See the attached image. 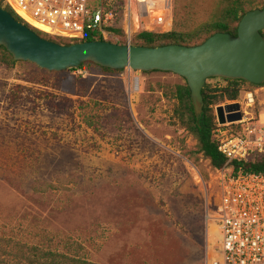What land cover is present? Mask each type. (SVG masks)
Instances as JSON below:
<instances>
[{"label":"rangeland","instance_id":"374dc122","mask_svg":"<svg viewBox=\"0 0 264 264\" xmlns=\"http://www.w3.org/2000/svg\"><path fill=\"white\" fill-rule=\"evenodd\" d=\"M223 7L178 0L173 19L190 28ZM184 82L158 70L0 62V237L98 264H205L220 244L213 217L229 170L213 169L176 122ZM85 104L97 128L82 122Z\"/></svg>","mask_w":264,"mask_h":264},{"label":"built area","instance_id":"2783aa9c","mask_svg":"<svg viewBox=\"0 0 264 264\" xmlns=\"http://www.w3.org/2000/svg\"><path fill=\"white\" fill-rule=\"evenodd\" d=\"M3 1L38 31L67 39H82L88 31L106 35L109 27L119 26L130 44L136 32L168 31L173 22L174 0H122L119 5L117 0ZM237 102L241 118L231 122L220 123V105L214 106V138L229 171L221 178L213 217L220 244L208 248L205 264H264V172H230L233 161L264 155V81Z\"/></svg>","mask_w":264,"mask_h":264},{"label":"water","instance_id":"95a60500","mask_svg":"<svg viewBox=\"0 0 264 264\" xmlns=\"http://www.w3.org/2000/svg\"><path fill=\"white\" fill-rule=\"evenodd\" d=\"M264 5L241 17L237 34L216 32L192 46H139L105 40L60 44L43 38L0 6V46L16 61H28L47 71L61 72L91 61L102 67L134 71H166L186 80L196 115L203 110L201 90L210 77L264 81ZM238 102L217 106L220 123L241 118ZM224 111L228 114L225 116Z\"/></svg>","mask_w":264,"mask_h":264},{"label":"trees","instance_id":"16d2710c","mask_svg":"<svg viewBox=\"0 0 264 264\" xmlns=\"http://www.w3.org/2000/svg\"><path fill=\"white\" fill-rule=\"evenodd\" d=\"M118 5L122 0H117ZM224 7L222 10L214 14L210 20L195 24L190 28L181 27L177 19H173L172 27L168 31L157 32L142 30L133 34L130 44L139 46H162L168 44L180 45H197L202 43L208 37L216 32H228L231 35L237 34L238 23L249 10L261 8L264 0H220ZM178 0H174V6ZM0 6L6 8L13 17L24 23L39 36L55 41L60 44H71L74 42L85 40H105L116 44H127L124 30L119 26L109 27V33L103 35L96 31H88L82 39H67L47 35L30 26L21 17H19L13 9L5 1L0 0ZM173 6V7H174ZM173 16V13H172ZM0 62L15 63L11 54L0 46ZM23 62V61H19ZM28 64H35L25 61ZM96 67L103 73H119L121 69H111L102 67L91 61L83 62L79 67H72L67 71L87 69ZM43 72L47 71L38 67ZM184 79V78H183ZM222 80L223 85L211 83L210 80ZM176 88L175 97L178 100L177 107L174 110L176 122L187 130L196 139L197 151L201 152L204 157L209 159L210 166L215 170H220L225 164V157L218 151L217 142L214 138V129L216 127V117L214 106L222 104L226 101H236L239 98L241 85L246 84L247 90L254 89L259 85L251 84L242 79H228L219 77H210L201 90L203 99V110L200 115H196L190 98V90L186 80ZM80 118L86 125L97 128L99 115L92 107L85 104L82 106ZM230 172H264V155H255L248 161H233L230 166ZM45 188H55L56 184L49 182H36L33 186L34 190H40L37 186ZM0 264H98L88 260L85 257L71 256L67 253H58L52 249L41 248L36 245H27L15 241L11 238L0 237Z\"/></svg>","mask_w":264,"mask_h":264},{"label":"bare ground","instance_id":"6f19581e","mask_svg":"<svg viewBox=\"0 0 264 264\" xmlns=\"http://www.w3.org/2000/svg\"><path fill=\"white\" fill-rule=\"evenodd\" d=\"M214 232H215V231H214ZM214 232H213V233H214Z\"/></svg>","mask_w":264,"mask_h":264}]
</instances>
